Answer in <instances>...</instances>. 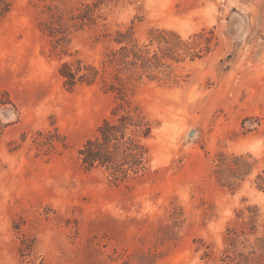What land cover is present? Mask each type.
I'll return each instance as SVG.
<instances>
[{
  "label": "rangeland",
  "instance_id": "374dc122",
  "mask_svg": "<svg viewBox=\"0 0 264 264\" xmlns=\"http://www.w3.org/2000/svg\"><path fill=\"white\" fill-rule=\"evenodd\" d=\"M92 1L57 10L67 19ZM11 2L0 20V264H264V0H121L103 7L106 28L71 30L68 53L95 65L118 29L140 43L152 30L217 38L171 80L138 85L133 99L154 123L151 169L119 185L78 156L113 94L68 92L59 67L71 57L39 28L53 3ZM54 130L66 148L39 144ZM219 153L254 163L235 191L213 177Z\"/></svg>",
  "mask_w": 264,
  "mask_h": 264
},
{
  "label": "trees",
  "instance_id": "16d2710c",
  "mask_svg": "<svg viewBox=\"0 0 264 264\" xmlns=\"http://www.w3.org/2000/svg\"><path fill=\"white\" fill-rule=\"evenodd\" d=\"M46 1L53 4L48 8L47 18L40 21L39 28L51 39L57 55L71 57L59 67L64 88L73 92L80 86L100 85L115 98L111 116L102 121L96 135L86 140L78 151L81 167L86 172L102 171L115 185L144 177L151 169L147 140L152 136L154 123L135 103V91L145 80H171L175 64L187 59L194 62L206 58L217 46L215 32L203 30L184 40L172 30H152L148 41L140 43L132 28L118 29L112 35L115 47L104 54L100 65H95L68 53L71 30L95 26L106 28L103 7L121 0L83 3L67 19L57 10L67 0H42ZM11 10V0H0V20ZM42 13L46 15L44 11ZM39 136L43 137L39 144L48 150L67 146L66 137L57 130L40 132ZM250 159V155L219 153L213 168L215 181L221 187L235 191L253 172L254 163ZM258 180V189L264 192V177L259 175Z\"/></svg>",
  "mask_w": 264,
  "mask_h": 264
}]
</instances>
